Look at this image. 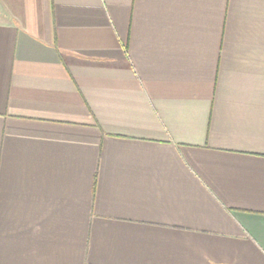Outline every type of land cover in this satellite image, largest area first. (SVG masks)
Masks as SVG:
<instances>
[{
    "label": "crops",
    "instance_id": "0c3cea01",
    "mask_svg": "<svg viewBox=\"0 0 264 264\" xmlns=\"http://www.w3.org/2000/svg\"><path fill=\"white\" fill-rule=\"evenodd\" d=\"M0 264H264V0H0Z\"/></svg>",
    "mask_w": 264,
    "mask_h": 264
}]
</instances>
